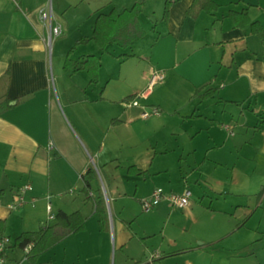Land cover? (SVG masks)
<instances>
[{"label":"crops","instance_id":"obj_1","mask_svg":"<svg viewBox=\"0 0 264 264\" xmlns=\"http://www.w3.org/2000/svg\"><path fill=\"white\" fill-rule=\"evenodd\" d=\"M46 1L0 0V102L9 98L11 105L0 113L2 234L14 242L23 231L55 222L59 210H80L86 227L42 252L36 264H105L114 238L123 250L141 241V254L128 253L140 264H264V36L229 15L246 8L264 27V0H215L217 9L195 16L188 12L194 0H172L168 19H158L129 46L110 43L106 51L94 39L76 41L93 35L99 12L121 11L138 0H56L65 32L55 40L57 102L41 19ZM68 54L75 59L96 54L99 80L91 82L86 69L68 74ZM136 56L145 63L140 72L127 62ZM107 61L114 70H105ZM154 70L166 75L149 89ZM143 91L149 94L139 105L126 104V96ZM152 105L161 112L142 116L143 108ZM219 123L228 130L225 138L218 135ZM162 133L168 134V144L160 142ZM192 155L195 162L188 161ZM89 156L104 172L105 192L117 213L114 222L110 212L109 229L101 228L95 208L102 187L93 179L89 193L84 190ZM132 165L145 172H130ZM216 169L231 180L220 194L213 183ZM118 171L129 181H148V190L140 183L133 189L140 200L157 187L181 192L189 177L208 188L187 207L169 204L158 233L139 232L136 218L128 219L121 208L130 192L116 181ZM173 171L184 177L182 190L171 184ZM257 175L263 176L257 187L248 189ZM26 182L31 183L27 201L12 208ZM178 210L183 214L174 218ZM169 231L187 235L186 243L166 246ZM157 234L161 240L154 244ZM155 251L159 256L150 260ZM4 257L0 264H33L18 247H9Z\"/></svg>","mask_w":264,"mask_h":264},{"label":"trees","instance_id":"obj_2","mask_svg":"<svg viewBox=\"0 0 264 264\" xmlns=\"http://www.w3.org/2000/svg\"><path fill=\"white\" fill-rule=\"evenodd\" d=\"M145 0L135 2L131 7L123 8L118 11L112 8L109 12H99L96 16L93 35L91 37L83 36L76 42H87L89 39H94L100 46L102 51L107 50L110 43H117L122 47L129 46L133 41L141 39L146 34V29L139 21V15L142 11ZM172 0H167L163 19H168L169 7ZM218 8L215 0H194L189 7V14L197 15L199 11L206 10L209 12ZM229 15L232 16L236 24L245 27L250 25L254 33L264 36V27L259 20H254L250 17L248 10L245 8L241 11L230 10ZM101 67L100 58L96 54H86L77 59H73L68 54L65 59L64 68L68 74H73L80 69H86L90 73V81L97 82L99 80V71ZM201 88L197 89L199 93ZM211 89L204 92L202 95H208ZM137 93L130 94L125 97H134ZM10 99L6 98L0 102V113L10 107ZM114 122L118 119H114ZM98 167V166H97ZM97 167L90 164L86 170L87 180L84 190L89 193L90 180L98 178ZM130 172L144 173L145 170L134 165L128 168ZM96 211L99 216V223L102 229H109L110 219L107 203L104 194L96 201ZM0 221V234L3 233ZM86 227V216L80 210L66 212L59 210L56 215V221L53 223L43 224L37 230H27L19 234L14 242L9 247H18L22 250L25 246L31 244L29 251L24 252L26 258L33 264L37 263L38 257L42 252L49 249L67 235L83 230ZM7 249L0 251V257L5 255Z\"/></svg>","mask_w":264,"mask_h":264},{"label":"rangeland","instance_id":"obj_3","mask_svg":"<svg viewBox=\"0 0 264 264\" xmlns=\"http://www.w3.org/2000/svg\"><path fill=\"white\" fill-rule=\"evenodd\" d=\"M56 0H47L46 1V5L43 8V12H47L49 13V16H51L53 21H57L60 22L61 26H62V32L59 35H53L51 37H49V34L47 33V45H48V57H49V66H50V75H51V80H52V86H53V92H54V98H55V102L59 101L60 99V94L58 92V88L60 87V83H59V79L56 76L57 75V64H56V57H57V52H58V48L57 45L55 43L56 37H64L65 32H64V24L63 22L58 18L57 11H56V4H55ZM126 1V0H125ZM141 1V0H138ZM166 1L167 0H145L143 3V7H142V13L143 15L141 16V14L139 15V21L141 23V25L146 29H149L151 27V25H155V23L157 21H159L158 19H160L163 14H164V9H165V5H166ZM129 4H127V7H131L132 6V2H128ZM121 3H118L119 8L122 9L123 6H121ZM144 8V10H143ZM42 12V13H43ZM141 16V17H140ZM46 25L49 26L50 25V17L48 20H46ZM88 33V32H86ZM143 38V37H142ZM93 44L95 46H97V43ZM138 48H140V46L138 45ZM88 51V50H86ZM136 51H139L136 49ZM71 58L75 59L74 56L75 55H71L69 54ZM81 57V56H80ZM129 62V66L132 70H136L138 72L142 71L145 63H143V61L141 60V58L139 56L135 57V60L133 61H127ZM115 64L112 63L111 61H107L106 63V67L107 69H105L107 72H110L111 69H113V66ZM62 69V68H61ZM55 73V74H54ZM90 75V73L86 70V76ZM90 77V76H89ZM164 81V80H163ZM57 84V86H56ZM91 86V85H90ZM60 89V88H59ZM144 109V108H143ZM142 112V111H141ZM151 118V117H150ZM223 124H226V122H224ZM219 123L218 127H217V132L220 138H225L228 135V130L224 127V125ZM168 134L166 133H162L161 136H159V140L160 142H168ZM167 140V141H166ZM90 158V156H89ZM197 157L192 155L191 157L188 158V161L190 162H195V159ZM91 160V158H90ZM92 162V160H91ZM93 164L95 166H97V164H95L94 162L90 163ZM98 167H100V165L98 164ZM101 172V173H100ZM100 172L98 173V178L95 180V184L97 183L98 185H100V187H102V192L104 194L106 203H107V207H108V211H109V215L110 212L111 214H113V219L115 222V219H117V213L116 210L114 208V203L112 201L111 196H109V194H107L105 192V188H104V184L105 186L108 185V181L104 175L103 170L101 169ZM229 174L226 171H222L221 169H216L215 172V180L213 181L214 183V187H215V191L217 194H220V191H227L228 190V186L230 184V181L228 179ZM116 181H118L119 183H125L126 184V189L130 192V194L127 197H124V199H122L121 201V208H123V213L124 215L128 218V219H132V218H136L135 221V229L139 232H144V231H148V232H155L158 233L159 230L161 229V227L163 226V220L164 218L167 217L168 212L170 210L169 208V204H171V201L167 198H163L157 205L156 207L149 211H145L143 210L142 207V201L140 200V198L136 195L133 194V189L137 186V183H140V188L142 190H148L149 188V184L148 181H145V183H142V181L144 179H141L142 181L139 182H134L129 181V177H127V175L125 173H123L122 171H118L115 172L114 175ZM253 179L251 180V184L249 185L247 182L242 181L244 184L247 183L248 185V189L251 188L253 189V187H257L258 182L262 179L263 176H252ZM255 177V178H254ZM226 179V180H225ZM228 179V180H227ZM190 183L189 185H185L184 188L188 187L191 191H192V200H195V196L199 195L202 192L203 187H207L205 186L204 183L205 181L200 180L203 185L201 184H197V182L195 181V179H193V177H189ZM184 177L181 175V173L179 172H175L173 171L172 175H171V184L172 186H174L175 188H179L180 190H182L183 188V184H184ZM107 188V186H106ZM182 188V189H181ZM255 189V188H254ZM168 191V190H165ZM108 195V196H107ZM149 196V195H148ZM147 197V196H145ZM144 198V197H143ZM199 198V197H198ZM197 198V200H198ZM142 199V198H141ZM111 208H110V205ZM88 206H90V204H88ZM156 208H159V211L154 213V210ZM180 214H183L181 211H176V214L174 215V218L177 216L180 217ZM112 219V218H111ZM112 228V226H111ZM170 234V235H169ZM187 235L183 234V233H172V231H169V233H167V237L165 238L166 246H170V245H183L184 243H186L187 240ZM161 240L160 234H157L156 237L153 239L154 244L159 243ZM197 242H199V240H196ZM132 246H136V247H132ZM144 250L143 244L141 243V241H138V239H135L134 241H132V243L129 245L128 249H122L121 246H116V241L115 238L112 242V247L109 249V254H108V258L105 259V264H140V263H136L135 261L132 260V258L128 255L129 251H132L135 254H141ZM225 256H223L222 258H224ZM27 260V259H24ZM23 260V261H24ZM219 260H221V255Z\"/></svg>","mask_w":264,"mask_h":264},{"label":"built area","instance_id":"obj_4","mask_svg":"<svg viewBox=\"0 0 264 264\" xmlns=\"http://www.w3.org/2000/svg\"><path fill=\"white\" fill-rule=\"evenodd\" d=\"M41 11V19L46 23V20L49 19L50 17V25L47 26V33L49 34L50 40L51 37L55 34V35H59L62 32V26L60 24V22L57 21H53L51 16H49V13L47 12H43ZM165 71L163 70H154L151 73L150 76V81H149V89L152 88V86L154 84H156L157 82H160L162 80H164L165 78ZM148 91H143L140 92L138 94H136L134 97H131L129 99L126 100V104L127 105H139L140 104V99L141 98H145L148 96ZM161 112V109L157 106V105H152L151 107H145L142 112L141 115L144 117H149L151 115H155V114H159ZM226 128H229L232 131V126L230 124H225ZM97 167V166H96ZM98 173H99V168L97 167ZM31 188V183L30 182H26L24 183L20 189L18 190V192L14 195L13 200L10 203V206L12 208H15L17 206L22 205L23 203H25L27 201L26 199V192L28 189ZM192 195V191L186 187L183 191L181 192H177V191H165L164 188L162 187H157L153 190V192L147 196L141 199V203H142V207L143 210L145 211H149L151 210L153 207H155L163 198H167L171 201V204L173 206H177V207H187L190 205V198ZM50 209V207H49ZM50 218L54 217V214L51 213ZM13 243V239L5 234H0V251H4L5 249H7V247ZM31 248V244L27 245L24 247L23 251L27 252L29 251V249ZM159 256V252L155 251L153 253L150 254L149 259L153 260L155 257ZM26 257V256H25ZM5 262V257L4 255L0 257V263H4ZM9 264H17L15 262L13 263H9Z\"/></svg>","mask_w":264,"mask_h":264}]
</instances>
